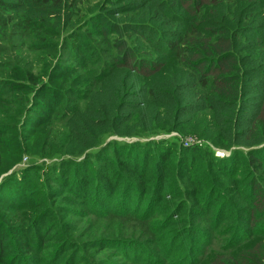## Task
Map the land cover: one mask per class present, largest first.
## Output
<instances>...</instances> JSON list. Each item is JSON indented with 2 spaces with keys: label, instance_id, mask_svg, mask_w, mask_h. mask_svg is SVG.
Instances as JSON below:
<instances>
[{
  "label": "rangeland",
  "instance_id": "obj_1",
  "mask_svg": "<svg viewBox=\"0 0 264 264\" xmlns=\"http://www.w3.org/2000/svg\"><path fill=\"white\" fill-rule=\"evenodd\" d=\"M91 1L99 3L102 0ZM173 1L165 0L163 6L158 5L152 9L154 15L150 20L159 30L175 33L178 31L185 36L183 26L178 24L179 18L183 17L187 21L189 19L186 18H191V15L198 14L196 12L200 10L195 8L196 4L191 5L189 0ZM195 1L198 5L203 4L201 10L216 12V8L209 5L216 0ZM25 6L26 4L22 3L20 8L4 10L3 13L11 22L7 25L0 24L1 79L22 80L21 72L27 76L37 74L34 70L37 66L36 52H31L30 48L22 43L18 25L22 19L19 14L33 12H23ZM110 6L107 4L106 8ZM64 9L66 10V7ZM142 9L132 8L110 13L107 16L110 21L107 20V24L101 21L99 28L103 26L109 31L114 23L144 20L146 17L139 15ZM64 12L62 11L60 17L61 22ZM210 18L212 21L216 20L212 15ZM202 27L204 24L198 26L197 31H202ZM106 29L99 31L102 33L91 35L87 34L86 30H81L82 40L91 46L85 52L93 51L90 57H87L80 46H74L72 43L61 48L59 45L63 33L57 36L56 50L52 51V62H57L59 67L53 76L48 77L47 70L41 79L58 87L62 95L43 91L36 93L27 102L28 109L24 119L19 122V130L16 133L8 130L5 136H0L3 138L0 141V167L3 170L0 179L15 173L13 181L22 184L26 200H42L40 205L31 209L29 215L36 217L40 212H45L46 207L53 205L56 209L58 206L55 214L39 215L44 225L55 230V236L51 237L48 247L40 249L39 245L34 246L35 239H25L27 244L22 245L24 241L18 242L22 237L16 239L13 233H6L2 244L4 249L11 251L0 256V264H12L18 258L15 257L16 253H21L22 258L29 264H226L236 261L241 255L250 258L252 254L263 256L264 160L259 156L264 154V151L248 153L245 156V150L257 143L258 138H252L247 131L235 137L229 147H223L212 144L199 134L187 133L186 120L193 121L203 116L207 120L215 118L203 111L207 102L198 94L200 90L197 79L199 75L207 72L208 66L209 76L219 74L216 65L209 63L207 66L205 62L190 64V70L180 72L171 64L170 54L166 50V53H158L150 48V43L158 48L166 47L157 38L154 29L137 31L123 26V30L119 29L115 34L112 32L113 36L118 38L122 35L126 37V43L131 45L133 51L127 49L125 44L122 45L121 41L112 49L111 42L106 39ZM140 32L146 38H143ZM252 34L251 32L248 36ZM199 35L202 36V33ZM171 40L177 41L172 37ZM94 46L97 49H94ZM134 53L139 57H135ZM193 58L196 60L200 57L195 55ZM157 73L160 79L154 82L170 91L169 98H163L156 93L154 97L157 96L159 100H153L154 97L143 89ZM147 75L149 76L146 77ZM163 77L167 79L164 83L160 82ZM247 80L251 86V89L246 91L249 99L243 103L244 108L240 112L245 120L250 119L256 112L258 100L254 97L264 91V77L261 73L251 75ZM174 85L177 91L173 90ZM7 92L9 98L22 95L18 89L5 88L0 84V93L7 96ZM170 100L179 104V112L173 117L168 116L172 109L169 107ZM0 110L6 113L5 119L0 120V126H12L10 120L13 118V111L1 105ZM161 122L168 125L157 126ZM175 122L178 124L172 128L170 125ZM247 124L248 121H245L242 127L238 125L236 129L244 130ZM12 135H17L20 141L18 151L16 145L12 146L9 141ZM151 141L158 143L150 146L148 151L140 152L131 147L135 143ZM172 142H175L173 146L176 144V149L170 153L172 159L177 157L176 150L179 146L192 148L197 145L213 151L216 157L224 158L223 165L227 166L219 167L227 172L222 174L216 164L210 168L229 179L226 184L230 191L226 193L225 203L220 209L215 207L218 198L208 203L202 200L198 202L199 198L189 193L185 194L186 200L182 206V194L176 196L163 192L154 195L147 202L143 201L146 196H141L147 194L146 186L149 182L144 183L141 179L139 183L136 179L143 170L141 167L147 165V171H154L155 174V158L158 159L160 152ZM113 143L117 145V151L109 147ZM125 144L131 145L126 147ZM238 149L243 150L244 154L232 151ZM192 150L194 151H190L189 155L193 157L198 151L193 148ZM192 157L187 159L185 164L180 157L167 168L157 167V174L162 173L165 184L170 185L178 178L174 176L176 165L180 164L178 168L182 165L189 169L190 164L201 160V156H196L193 160ZM246 158H250V164L255 166V171L251 169V175L247 170H243ZM235 162L236 166H232ZM261 167L263 173L259 174L257 172ZM134 168L137 169L134 171ZM255 175L260 179L254 180ZM119 176L132 184V195L120 193L124 182L121 179L116 183ZM192 176L179 178L180 191L185 189L191 194L194 190L192 180L195 178ZM51 178H57V182H49ZM135 188L141 196L136 197ZM2 194H7L6 188L2 190ZM130 204L135 211L129 210L127 213V206ZM22 209L25 208L14 209L0 205V215L3 214L7 222V218L17 221L22 215L17 210ZM173 209L176 214L167 220L166 216ZM202 209L206 210L201 211ZM235 225L243 237L234 246H230L227 243L228 232L234 229ZM186 229L202 230L206 233L200 234L205 239L196 237L191 248V263L190 258L185 256L188 237H184L182 231ZM36 232L34 229L31 234H37ZM110 236L129 241L121 246L115 243V239L92 243L93 239ZM169 238L172 240L169 241ZM12 240L15 241L14 245L11 244ZM93 244H97V247H92Z\"/></svg>",
  "mask_w": 264,
  "mask_h": 264
},
{
  "label": "trees",
  "instance_id": "obj_2",
  "mask_svg": "<svg viewBox=\"0 0 264 264\" xmlns=\"http://www.w3.org/2000/svg\"><path fill=\"white\" fill-rule=\"evenodd\" d=\"M67 1L68 0H0V24L2 25H7V23L11 22L9 21V17L3 16V13L5 12L4 10H15L20 8L22 3H25L26 6L23 9V12L33 11L29 12L30 14H27L26 12L19 14L22 16V19L21 24L18 25L21 31L20 36L22 43H24L27 48L29 47L31 52H36L35 61L37 62V66L34 69L37 74H29V76H27L24 72H21L20 74L22 80L0 78V84L5 88L11 87V89H18L22 92V95H13L10 98L8 97V92L5 94L7 96H3L4 94H1L2 92L0 93V105L7 110L13 111L11 114L13 118L10 120L12 121V126H8V128L7 124L0 126L1 137L5 136L8 130H13L14 133L19 130V122L24 119V115L28 109L26 107L27 102L33 95L42 91L62 95L60 92L61 90L58 87L53 86L46 80L42 81L41 79L43 73H45L47 70V75L50 77L53 76L52 74L59 67L57 62H52V51L53 49L56 50L57 36H59V34L63 33V39L59 45L61 48L62 46L66 47L68 44L72 43L74 46H80V49L85 52L90 49L91 46H89L88 42L82 40L83 36L80 34L81 30H86L87 34L90 35L102 33L99 31L106 28L103 26L99 28L100 22L103 21L105 24H107V22L110 21L109 18H107L110 13L123 12L132 8H143L139 15L146 17V19L128 20V22L125 21L124 24H116L113 22L114 24L112 28L109 31L106 29V39L111 42L112 49L117 46L119 41H121L122 45L125 44L127 49H131L133 51L131 45H127L126 37L122 35L118 38L112 34V32L115 34L119 29L123 30V26L135 29L137 31L143 30L145 28L154 29L157 38L161 40L163 44L166 45V47L163 46L162 48H158V46L150 43V48L154 49L158 53H166V50L170 54L169 59L172 61L171 64L176 66L180 72H185L187 69L190 70V64L197 65L201 62L207 63V66L209 63L215 64L216 68L220 71L219 74L216 76H209L208 66L206 68L207 72L199 75L200 77L197 79V86L200 90L198 91V94L202 95L203 100L207 102L203 106V111L206 112V115L209 114L211 116H215V118L212 120H207L206 117L203 116L202 118H196L193 121L186 120L185 123L187 124V133L196 135L199 134L212 144L229 147L233 143L235 137H238L240 133H246L249 131L251 137L258 138L259 142L257 141V143L251 145L252 147L250 146L248 150H245V156L248 153H258L264 151V145L256 147L264 143V91L257 97H254V99L256 98L258 101L255 106L256 112L253 116H251L250 119L245 120L244 116L240 114L241 110L244 108L242 106L243 103L246 101V99H249V96L246 95V91L251 89L247 77L256 75L258 73H261V75L264 77V0H216L215 2L209 4L211 7L216 8V12H211L205 9L201 10L203 9V4L198 5L195 0H189L190 3L192 2L191 5L196 4L195 8L197 7L198 11L200 10L201 13L196 12L198 14L191 15V18H186L189 19L187 21H185L183 17L182 19L179 18L178 24L183 26L185 36H183V34L178 31L175 33L172 31L165 32L159 30L152 24V20H150L152 15H154L152 9L157 8L158 5L163 6V2L165 0H102L99 3L93 2L91 0H74L71 3H68ZM166 1L174 2L173 0ZM107 4H110L111 6L106 8ZM64 7H66V10ZM104 10L107 12H104ZM62 11L65 12L63 13V19L61 22L60 17ZM211 15L216 18L215 21L211 20ZM203 24L204 27L201 28L202 31H197L198 26ZM89 25H93V27H89ZM251 32L253 33L252 36H248ZM200 33H202V36L199 35ZM141 35L143 38H146L142 33ZM171 37L177 41L173 42ZM159 44L161 45V43ZM94 49H97V47L94 46ZM91 53L85 52L87 57H90ZM133 55L135 57H139L135 53ZM195 55L196 57L198 56L200 58L194 60L195 58L193 57ZM141 59L142 58H140V60ZM166 73L167 71L165 70V75ZM148 76L149 75L146 77ZM158 76L159 73L155 75V78L151 80L149 84H145L143 89L145 92H148L151 97H154V95L157 93V95H161L163 98H169V95L171 94L170 91L161 88L159 83L156 84L154 82V80L160 79ZM166 80L167 79H164L163 77L160 82L164 83ZM130 83L131 82H129V84ZM126 85L128 84H125V86ZM173 90L177 91L175 89V85ZM156 97L152 99L159 100ZM169 103V107L172 109L168 113V116L173 117L179 112V104L175 103L173 100H170ZM5 117L6 113L0 110V120L5 119ZM245 121H248L246 128L244 130H237L236 127L238 125L242 127ZM177 124V122L171 123L170 126L175 128V125ZM166 125L168 124L161 122L157 126L162 127ZM2 140L3 138H0V141ZM9 141L11 142L12 146L16 145L17 151L20 149V141L17 135H12ZM157 143L158 141L141 142L135 143L134 146L131 147L135 148L137 151L143 152L146 150L148 151L150 146ZM174 143L175 142H172L170 145L164 148L162 152H160L158 159L155 158V174L154 171H147V165L141 167L143 170L140 172V174H138L136 179L139 181V183H141V179H143V182H149V185L146 186L147 194L144 196L139 195V190L135 188L136 197L141 196L144 198L146 196L143 201L147 202L150 198H153L154 195L161 194L163 192H166L167 194L171 193L176 196L182 194L183 198L180 200L182 206L186 200L184 198L185 194L189 193V195L193 197H198V202L202 200L208 203L213 201L215 198H218L215 207L220 209L223 203H225L224 197L227 196L226 193L230 191L227 189L226 184L229 179L221 176L220 173L217 174L216 172L210 170V168L216 164L217 169L221 170L222 174L227 172L225 169L223 170L220 168L222 166H227L223 165L224 158L216 157L213 151L207 150L203 146L200 147V145L192 147L198 151L197 155L195 154L192 157L189 155L190 151H194L192 148L179 146L176 150L177 157L175 159L182 157L181 159L183 160L181 161H183L184 164L187 163L186 160L190 157H192L193 160L196 156H201V160L195 164H190L191 167L189 169L182 165L180 168H178L180 164L178 166L176 165L174 176H177L178 178H175L172 184L168 185L167 183L165 184V179L163 178L162 173L160 175L157 174V167L165 166L167 168V166L175 160L170 158V153L176 149V144L174 146L172 145ZM113 145L109 147L113 148L114 151H117V145ZM125 145L128 147L131 144ZM232 151L239 152L240 155L244 154L243 150L238 149ZM259 158L264 160V154H260ZM176 162L181 163L179 161ZM250 162L251 159L246 158L244 164L245 169H243L247 170L249 175L252 174L251 169L253 168L254 170L255 167L252 166ZM232 166H236V162L233 163ZM136 169L137 168H134V171ZM2 171V167H0V173ZM68 173H70V171ZM257 173H263L262 167ZM114 174L115 173H113V175ZM191 175H193L192 177H195L192 180L194 190L191 192V194L185 189L180 191L179 188L181 182L179 178H188ZM228 175L231 176L230 173H228ZM15 176V173H11L10 175L0 179V205L13 207L14 209H25L17 210V212L22 213L17 221L7 218L9 221L7 222L4 215H0V256H2L4 253H7V251H11L7 250V248L4 249L2 244L4 242L2 241L3 237L6 233H13L16 239H21L22 237V240H18L19 243L25 239H32V241L35 239L36 242L34 243V246L39 245L40 249L47 248L51 237L55 236V230H53V228H48L47 225H44L41 222L39 215H44L45 213L50 215L55 214L54 212L55 210H58V206H56V209L53 205L46 207L45 212H40L38 216L36 215V217H31L29 215L31 213V209L40 205L42 200H26V195L24 188H22V184L20 182L13 181ZM51 179L52 180L49 182H57V178ZM121 179L123 180L124 184L123 189L119 190L120 193L124 192L132 195L134 193L132 191L133 187L130 186L132 184L128 180H125L124 177L119 176L116 183L120 182ZM256 179L259 180V176L255 175L254 180ZM254 180L252 179L251 181L254 182ZM5 188L7 192L6 195L2 194V190ZM48 191L50 193L51 188H49ZM36 194H38V192ZM105 203L107 202H103V204ZM127 210V213H129V210L135 211V208L132 207V204H130L127 206ZM204 210L206 209H202L201 211ZM173 211L174 209L168 214V216H166L167 220H170L176 214V212ZM34 229H36L37 234L32 235L31 231ZM182 232L184 237H188V240L185 244V249L187 250V254L185 256L190 258L189 263H191L192 256L190 257V255L193 254L191 251L193 243L196 237L199 238L200 236L202 239H205V237L200 234L206 235V233L202 230L196 231L188 229L183 230ZM228 233L229 236L227 243L230 246H234L243 237L238 233L236 225L234 229H230ZM104 239L114 240L115 238L111 236L106 238L99 237L97 239H93L92 243H95V241L99 240L103 241ZM170 240L172 239L169 238V241ZM108 241L111 242L112 240ZM127 241L129 240L119 238L115 239V243L118 246L123 245ZM14 242L15 241L12 240L11 244L14 245ZM65 242L66 241L64 240V243ZM21 244L26 245L27 242L24 241ZM91 246L97 247V244H93ZM6 247H8V245ZM178 247L184 250V248L180 247L179 245ZM16 256H18V258L12 264H29L22 258L21 253H16L15 257ZM170 257L171 255L168 257V259ZM30 263H35V261H30ZM226 264H264V255L258 256L252 254L251 258L241 255L236 261L227 262Z\"/></svg>",
  "mask_w": 264,
  "mask_h": 264
},
{
  "label": "water",
  "instance_id": "obj_3",
  "mask_svg": "<svg viewBox=\"0 0 264 264\" xmlns=\"http://www.w3.org/2000/svg\"><path fill=\"white\" fill-rule=\"evenodd\" d=\"M262 145H264V143H263V144H261V145H259V146H256V147H260V146H262Z\"/></svg>",
  "mask_w": 264,
  "mask_h": 264
}]
</instances>
